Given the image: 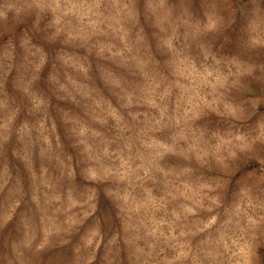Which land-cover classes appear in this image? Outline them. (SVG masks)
Segmentation results:
<instances>
[{"label":"rangeland","instance_id":"374dc122","mask_svg":"<svg viewBox=\"0 0 264 264\" xmlns=\"http://www.w3.org/2000/svg\"><path fill=\"white\" fill-rule=\"evenodd\" d=\"M0 264H264V0H0Z\"/></svg>","mask_w":264,"mask_h":264}]
</instances>
